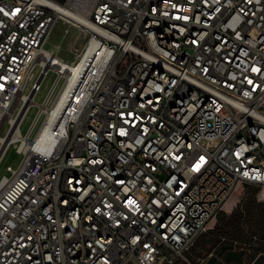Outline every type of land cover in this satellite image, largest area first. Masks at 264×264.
Returning a JSON list of instances; mask_svg holds the SVG:
<instances>
[{
  "label": "built area",
  "instance_id": "obj_1",
  "mask_svg": "<svg viewBox=\"0 0 264 264\" xmlns=\"http://www.w3.org/2000/svg\"><path fill=\"white\" fill-rule=\"evenodd\" d=\"M0 9V123L13 128L26 105L24 121L36 105L13 93L40 91L52 76L32 116L53 130L47 150H32L29 120L9 138L26 150L15 147L20 163L0 173V264L187 260L238 185L258 186L264 201V0H0ZM144 13L155 22L143 23ZM55 16L86 36L62 62L45 52ZM69 60L83 62L80 77ZM164 70L171 78L158 81ZM169 99L177 111L162 116ZM243 250L252 264L258 255Z\"/></svg>",
  "mask_w": 264,
  "mask_h": 264
},
{
  "label": "bare ground",
  "instance_id": "obj_2",
  "mask_svg": "<svg viewBox=\"0 0 264 264\" xmlns=\"http://www.w3.org/2000/svg\"><path fill=\"white\" fill-rule=\"evenodd\" d=\"M59 21L63 22V16H55V18H51V28L53 29ZM151 22H155V15L151 13H144L143 23ZM172 29H180V21H173ZM47 39L48 37H45L46 57H48L49 61L62 62V57L58 56V54L53 49L46 47ZM174 39L182 40V32L174 31ZM158 44H168V37H158ZM155 52L156 54H167L168 45H155ZM69 71H72L73 77H80L83 73V62L81 60H69ZM168 78H171V70H164V73L158 74V81H168ZM57 83H60V91L69 90L70 79H67V73H58ZM38 91V88H31L29 90H22V95H20V93H13V100H16V103H25V100L32 98L34 104L38 108H42L43 102H38L37 100L35 101ZM161 98H164V91L152 92V99ZM25 106L23 107L20 114H14V116H12L9 120L10 124L14 123L13 128L7 129L8 132L6 131V136L0 137V145L2 146L0 148V160L4 156L8 147L11 146V143H8L9 138L15 137L14 127L16 123L23 122V115L21 114ZM175 111H177V99H169L168 104L161 106L162 116H170V114L175 113ZM151 113H159V106H151ZM44 118H53V111L44 110ZM29 126H31V130L38 131L37 141L32 142V150H47V142L50 141L51 137H53V130L48 129V123H44L43 117L31 116L29 118ZM14 146L19 150V152L26 150L22 143H15ZM113 147H121V138L113 139ZM17 163H20V159ZM73 182L82 183V174H74ZM200 227H208V220H200ZM39 264H54V260L44 259Z\"/></svg>",
  "mask_w": 264,
  "mask_h": 264
},
{
  "label": "trees",
  "instance_id": "obj_3",
  "mask_svg": "<svg viewBox=\"0 0 264 264\" xmlns=\"http://www.w3.org/2000/svg\"><path fill=\"white\" fill-rule=\"evenodd\" d=\"M257 192L258 186L249 185L238 205L229 214L219 211L218 223L196 242L194 248L200 246L202 249L196 251L197 256L216 251L226 243L250 250L249 258L264 253V202L257 199ZM254 243L260 245L254 247Z\"/></svg>",
  "mask_w": 264,
  "mask_h": 264
},
{
  "label": "rangeland",
  "instance_id": "obj_4",
  "mask_svg": "<svg viewBox=\"0 0 264 264\" xmlns=\"http://www.w3.org/2000/svg\"><path fill=\"white\" fill-rule=\"evenodd\" d=\"M85 38H86L85 32L82 29L76 26H73V25L64 24L62 21L61 22L59 21L55 25L53 30L51 31L47 39L46 47L53 49L58 54V56L64 59H72L74 58L75 53L79 51L81 47L84 45ZM51 80H52V76H49L43 82L42 89L38 91L35 97L38 102H40L43 96L46 94ZM36 108H37L36 106H33L30 108L27 114L28 117H26V119H24L22 123V129L27 126L28 120L33 115ZM0 126H1L0 127V137L6 136L7 134L6 131L8 132L7 129H9V123L7 121L2 120L0 123ZM1 147L2 146L0 145V148ZM19 159H20V154L15 151V146L11 144V146H9L8 149L6 150L0 162V173L4 171V168L8 163H17ZM237 189H238L237 192L239 191V189L241 190L240 192V200H241L245 193L246 187L242 188L241 185H238ZM240 200L238 201V203L240 202ZM259 201L264 202L263 200H259ZM238 203L236 204V206L238 205ZM221 211H224L226 214H229L231 212V211L227 212L224 208H222ZM219 216L220 215L217 214L216 217L210 222L207 231L212 229L218 223ZM259 245H260L259 243L253 244L254 247L259 246ZM194 247H196V244L194 245ZM194 247L187 254V260L176 259L172 263H166V264H197V262L199 261V258H202L206 252H204V254H202L201 256H197L196 251H201L202 249L200 248V246L197 247L196 249ZM252 252H253V249H251V253ZM262 253L263 252H261V254ZM259 254L260 253H257L255 254V256ZM247 259H249V257Z\"/></svg>",
  "mask_w": 264,
  "mask_h": 264
},
{
  "label": "water",
  "instance_id": "obj_5",
  "mask_svg": "<svg viewBox=\"0 0 264 264\" xmlns=\"http://www.w3.org/2000/svg\"><path fill=\"white\" fill-rule=\"evenodd\" d=\"M42 79V75L39 77L38 82ZM244 187H248L245 184ZM245 251L243 249H235V245L231 243L223 244L215 254L211 255L204 264H222V259L226 262L234 261L232 264H243V256ZM264 263V253L259 254L252 264H263Z\"/></svg>",
  "mask_w": 264,
  "mask_h": 264
},
{
  "label": "crops",
  "instance_id": "obj_6",
  "mask_svg": "<svg viewBox=\"0 0 264 264\" xmlns=\"http://www.w3.org/2000/svg\"><path fill=\"white\" fill-rule=\"evenodd\" d=\"M238 189H236L231 195L230 197L227 199V201L225 202L223 208L229 212L231 211L236 204L238 203V201L240 200V192L241 190L239 189V191L237 192Z\"/></svg>",
  "mask_w": 264,
  "mask_h": 264
},
{
  "label": "snow or ice",
  "instance_id": "obj_7",
  "mask_svg": "<svg viewBox=\"0 0 264 264\" xmlns=\"http://www.w3.org/2000/svg\"><path fill=\"white\" fill-rule=\"evenodd\" d=\"M0 11H3V9H0ZM17 11H19V9H17Z\"/></svg>",
  "mask_w": 264,
  "mask_h": 264
}]
</instances>
